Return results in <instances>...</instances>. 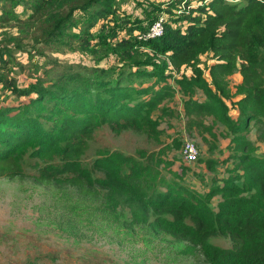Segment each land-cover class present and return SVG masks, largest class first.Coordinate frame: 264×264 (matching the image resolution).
Here are the masks:
<instances>
[{
  "label": "trees",
  "instance_id": "trees-1",
  "mask_svg": "<svg viewBox=\"0 0 264 264\" xmlns=\"http://www.w3.org/2000/svg\"><path fill=\"white\" fill-rule=\"evenodd\" d=\"M190 1L194 0H187L184 10L181 0L160 3L164 9L153 6L170 19L163 22L158 38L137 39L158 17L142 27L126 20L117 26L125 30L121 38L116 33L120 30L111 27L114 40L96 45L92 30L101 22L118 20L116 0H0V28L17 32L0 33V85L18 98L35 94L25 105L0 107V178H21L27 159L37 171V183L100 199L115 223L118 209L128 208L132 217L121 224L146 226L145 233L183 241V255L197 252L206 264H264V155H254L246 138L254 123L255 139L264 147V0H245L242 5L199 0L186 11ZM17 4L25 6V19L12 10ZM23 43H53L94 55L96 46L112 47L123 64L151 66V72H136H141V79H154L158 88H132L130 82L139 78L132 73L113 80L110 69L80 65H68L46 86L19 88L7 75L14 50ZM208 55L213 63L203 66L202 58ZM166 73L179 75L174 83L183 98L187 131L216 139L212 126L218 124L232 136L235 164L205 194L176 180L167 182L152 168L163 160L145 151H138V158L100 151L90 165L82 163L94 131L103 126L115 135L132 131L158 140V122L152 115L166 114L164 103L175 97L174 88L163 83ZM237 73L241 82L231 86L230 78ZM196 90L203 100L192 97ZM230 98H237V119L228 115ZM205 119H211L212 126ZM214 198L216 205L211 203ZM214 238L229 246L213 244Z\"/></svg>",
  "mask_w": 264,
  "mask_h": 264
},
{
  "label": "rangeland",
  "instance_id": "rangeland-1",
  "mask_svg": "<svg viewBox=\"0 0 264 264\" xmlns=\"http://www.w3.org/2000/svg\"><path fill=\"white\" fill-rule=\"evenodd\" d=\"M167 1L170 0H116L118 20L99 23L92 30L93 43L98 45L102 41L109 44L113 41L111 27L120 30L116 33L121 38L125 30L117 26L122 21H136L141 27L157 17L163 18V22L170 21L168 14L152 10L153 6L164 9L165 6L160 3ZM12 10L21 19L27 17V10L22 4H17ZM76 16L79 17V13ZM178 25L184 28L183 22ZM12 28H0V33L5 31L16 35ZM95 51L94 55L67 47L57 48L53 43H23L20 48H15L11 73L6 75L14 77L19 88L35 83L46 86L68 65H80L89 69H110L113 80L132 73L139 77L130 82L129 87L132 88H158L153 84L154 79H141V72H151V66L137 68L123 64L112 47L99 45ZM143 61L150 60L145 58ZM212 63L209 55L202 58L203 66ZM138 69L143 71L136 72ZM166 77L163 83L174 88L175 97L164 103L169 109L166 114L154 112L152 115L158 122V140L149 141L144 135L132 131L115 135L103 126L94 131L82 163L90 165L100 151H118L134 158H138V151H145L147 155L153 154L158 160H163L162 164H154L152 168L158 169L167 182L176 180L198 194H205L213 183L225 178L235 164L231 150L232 136L223 126H212L211 119H205V124L212 126L216 139L200 135L195 130L187 131L182 116L183 98L174 83L179 75L166 73ZM237 83L238 75L230 78L231 86ZM34 95L18 98L0 85V107L25 105ZM192 97L203 99L197 90ZM235 101L237 98L226 100L228 115L232 119L238 117L233 107ZM256 134L257 126L253 123L246 138L254 147V155L262 157L264 147L256 141ZM185 138L194 141L198 149V157L193 163L185 162L181 155V142ZM175 141L179 142L178 146ZM142 162L147 161L143 159ZM36 172L33 162L26 159L21 178H0V264H206L197 252L193 256L183 255L182 250L187 245L183 241L154 232L145 233L143 229H147L146 226L132 228L121 224L132 217L128 208L118 209L119 223H115L103 210L100 199L81 197L75 189L65 186L39 184L35 180ZM217 201L214 198L212 205H216ZM211 242L223 248L229 246L221 238H214Z\"/></svg>",
  "mask_w": 264,
  "mask_h": 264
},
{
  "label": "built area",
  "instance_id": "built-area-1",
  "mask_svg": "<svg viewBox=\"0 0 264 264\" xmlns=\"http://www.w3.org/2000/svg\"><path fill=\"white\" fill-rule=\"evenodd\" d=\"M172 1H180V0H172ZM187 0H181V3L179 4V6H181V10H184L185 8V3ZM208 0H204L203 2L206 4ZM224 2L230 3V4H236V3H240L243 0H223ZM199 5V0H194L191 2V4L186 7L187 10L189 8H194L197 7ZM184 8V9H183ZM178 14H180V11H178ZM163 34V18H159L158 20H156L147 30V32H144L142 34H137V39L138 40H147V39H154V38H158ZM181 155L182 158L185 162L187 163H193L197 157H198V149L196 147V144L194 143V141L185 138L182 141V145H181Z\"/></svg>",
  "mask_w": 264,
  "mask_h": 264
},
{
  "label": "crops",
  "instance_id": "crops-1",
  "mask_svg": "<svg viewBox=\"0 0 264 264\" xmlns=\"http://www.w3.org/2000/svg\"><path fill=\"white\" fill-rule=\"evenodd\" d=\"M235 75H238V83H240V82H241V77H240V75H239L238 73L235 74ZM238 83H237V84H238ZM201 100H203V99H200V101H201Z\"/></svg>",
  "mask_w": 264,
  "mask_h": 264
},
{
  "label": "clouds",
  "instance_id": "clouds-1",
  "mask_svg": "<svg viewBox=\"0 0 264 264\" xmlns=\"http://www.w3.org/2000/svg\"><path fill=\"white\" fill-rule=\"evenodd\" d=\"M243 1H245V0H243ZM243 1H242V2H243ZM240 3H241V2H240ZM236 4H239V3H236Z\"/></svg>",
  "mask_w": 264,
  "mask_h": 264
}]
</instances>
